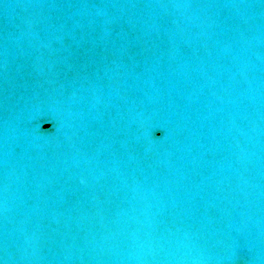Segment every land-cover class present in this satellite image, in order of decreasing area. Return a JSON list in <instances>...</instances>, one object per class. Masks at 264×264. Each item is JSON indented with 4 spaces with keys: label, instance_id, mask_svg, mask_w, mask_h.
I'll list each match as a JSON object with an SVG mask.
<instances>
[{
    "label": "water",
    "instance_id": "1",
    "mask_svg": "<svg viewBox=\"0 0 264 264\" xmlns=\"http://www.w3.org/2000/svg\"><path fill=\"white\" fill-rule=\"evenodd\" d=\"M0 264H264V0H0Z\"/></svg>",
    "mask_w": 264,
    "mask_h": 264
}]
</instances>
